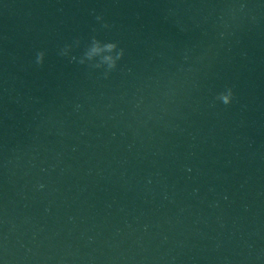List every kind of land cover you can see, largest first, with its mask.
<instances>
[{
	"label": "water",
	"instance_id": "1",
	"mask_svg": "<svg viewBox=\"0 0 264 264\" xmlns=\"http://www.w3.org/2000/svg\"><path fill=\"white\" fill-rule=\"evenodd\" d=\"M0 264H264V0H0Z\"/></svg>",
	"mask_w": 264,
	"mask_h": 264
},
{
	"label": "clouds",
	"instance_id": "2",
	"mask_svg": "<svg viewBox=\"0 0 264 264\" xmlns=\"http://www.w3.org/2000/svg\"><path fill=\"white\" fill-rule=\"evenodd\" d=\"M243 7V5H242ZM98 21L103 20L102 16H97ZM103 27H109L108 24H104ZM79 39L75 43L79 44ZM71 45H66L60 52L61 56L68 57V51ZM125 50L119 47L117 42H102L95 36L91 37L90 43L86 46L83 54L80 56L78 63L81 65L87 64L91 69H103V78L107 79L110 74L117 69L118 62L123 59ZM45 53L40 51L36 55V64L42 65L44 62ZM71 60H75V57H69ZM216 99L222 102L224 105H230L234 99V92L231 87H227L224 91L220 92Z\"/></svg>",
	"mask_w": 264,
	"mask_h": 264
}]
</instances>
